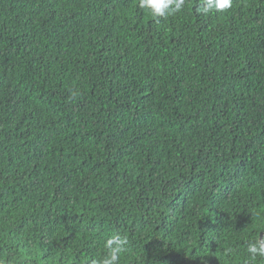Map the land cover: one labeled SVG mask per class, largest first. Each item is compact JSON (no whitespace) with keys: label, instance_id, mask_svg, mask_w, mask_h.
Wrapping results in <instances>:
<instances>
[{"label":"trees","instance_id":"obj_1","mask_svg":"<svg viewBox=\"0 0 264 264\" xmlns=\"http://www.w3.org/2000/svg\"><path fill=\"white\" fill-rule=\"evenodd\" d=\"M197 7L0 0L5 264H264V0Z\"/></svg>","mask_w":264,"mask_h":264},{"label":"clouds","instance_id":"obj_2","mask_svg":"<svg viewBox=\"0 0 264 264\" xmlns=\"http://www.w3.org/2000/svg\"><path fill=\"white\" fill-rule=\"evenodd\" d=\"M233 0H198L196 11L202 15L215 12H225L232 8ZM185 6V0H139V7L147 10L154 18H161L180 12ZM128 238L120 232L111 234L104 242V255L94 260L93 264H119L121 254L126 251ZM230 251V250H229ZM246 252L249 260L264 258V237L260 236L247 242ZM0 264L5 261L0 260Z\"/></svg>","mask_w":264,"mask_h":264},{"label":"water","instance_id":"obj_3","mask_svg":"<svg viewBox=\"0 0 264 264\" xmlns=\"http://www.w3.org/2000/svg\"><path fill=\"white\" fill-rule=\"evenodd\" d=\"M262 235V234H261Z\"/></svg>","mask_w":264,"mask_h":264}]
</instances>
